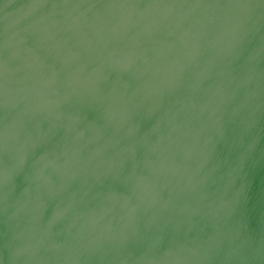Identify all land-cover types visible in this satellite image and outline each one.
Here are the masks:
<instances>
[{"label": "water", "instance_id": "1", "mask_svg": "<svg viewBox=\"0 0 264 264\" xmlns=\"http://www.w3.org/2000/svg\"><path fill=\"white\" fill-rule=\"evenodd\" d=\"M0 264H264V0H0Z\"/></svg>", "mask_w": 264, "mask_h": 264}]
</instances>
